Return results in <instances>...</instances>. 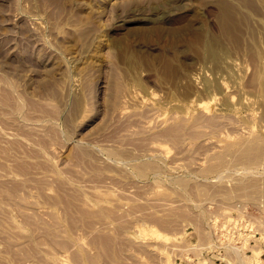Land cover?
<instances>
[{
    "label": "rangeland",
    "instance_id": "1",
    "mask_svg": "<svg viewBox=\"0 0 264 264\" xmlns=\"http://www.w3.org/2000/svg\"><path fill=\"white\" fill-rule=\"evenodd\" d=\"M263 259L264 0H0V264Z\"/></svg>",
    "mask_w": 264,
    "mask_h": 264
},
{
    "label": "bare ground",
    "instance_id": "2",
    "mask_svg": "<svg viewBox=\"0 0 264 264\" xmlns=\"http://www.w3.org/2000/svg\"><path fill=\"white\" fill-rule=\"evenodd\" d=\"M223 5V4H222ZM229 6V5H228ZM226 6V5H223L222 6V9H221V13H220V27H222V33H223V35L222 36H218V37H216V36H210V35H205L204 33V38H202V35H201V38L203 39V41L201 40V39H199V37L197 38V40L199 39L200 41H197L196 40V42H197V44H200V48H201V50L203 51V54H201L200 53V56L202 55V56H204V58L206 59V60H209V61H211L213 64H214V66L215 67H220L219 65H222L221 63L223 62V60L227 57V56H229V54H230V50H229V46H227V44H225V42H223L226 38H228V36L230 35V33L232 34V32H235V31H237L238 30V28L236 27V24H237V19H236V12H235V9L234 8H231V6ZM237 28V29H236ZM204 32H205V30H204ZM208 33V32H207ZM236 33V32H235ZM235 33H234V35H235ZM201 34V33H200ZM237 35V34H236ZM199 36V35H198ZM224 36H226V38H224ZM235 37V36H234ZM231 39L233 38V37H230ZM192 42H195V40L194 41H192ZM200 42V43H199ZM194 45H196V43L194 44ZM196 47V46H195ZM199 46L197 45V48H198ZM199 50V49H198ZM201 56V57H202ZM203 58V59H204ZM228 59V58H227ZM229 60V59H228ZM233 60V59H232ZM231 60V61H232ZM224 63H226V62H224ZM226 67V66H225ZM231 67V66H230ZM232 68V67H231ZM209 82V81H208ZM208 82H206V83H208ZM211 85V82H210V84L208 83V86H210ZM212 86V85H211ZM210 86V87H211ZM223 88V87H222ZM232 98V97H231ZM230 98V99H231ZM245 97H242V99H244ZM247 99H249V102H250V98H248V97H246ZM228 99V98H227ZM233 99V98H232ZM234 100V99H233ZM232 100V101H233ZM238 101H240V99L238 100ZM238 101H236V102H234V103H236V106H238L239 104H238ZM246 101H248V100H246ZM244 102V101H243ZM249 102H247V104L246 105H248V106H251V105H249L248 103ZM229 103V102H228ZM243 103V104H244ZM252 103H253V101H252ZM251 102H250V104H252ZM230 105H234L233 104V102L231 103H229ZM238 104V105H237ZM242 104V103H241ZM244 104V105H245ZM243 105V106H244ZM246 105H245V108H246ZM242 106V107H243ZM247 106V107H248ZM253 106V105H252ZM249 108V107H248ZM251 108V107H250ZM248 113H250V112H248ZM253 114V113H252ZM234 251H235V253L238 255V256H240V257H242L241 256V253L239 252V249L237 248V247H235L234 248Z\"/></svg>",
    "mask_w": 264,
    "mask_h": 264
},
{
    "label": "crops",
    "instance_id": "3",
    "mask_svg": "<svg viewBox=\"0 0 264 264\" xmlns=\"http://www.w3.org/2000/svg\"><path fill=\"white\" fill-rule=\"evenodd\" d=\"M190 264H198V262H197V261H194V262H192V263H190ZM203 264H204V263H203ZM206 264H209V263H206ZM215 264H218V263L215 262ZM260 264H264V259L262 260V262H261Z\"/></svg>",
    "mask_w": 264,
    "mask_h": 264
}]
</instances>
